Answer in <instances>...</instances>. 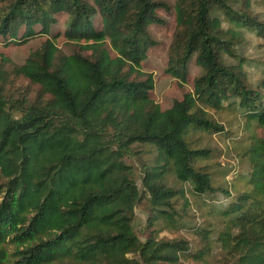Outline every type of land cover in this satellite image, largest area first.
Segmentation results:
<instances>
[{"label": "trees", "instance_id": "obj_1", "mask_svg": "<svg viewBox=\"0 0 264 264\" xmlns=\"http://www.w3.org/2000/svg\"><path fill=\"white\" fill-rule=\"evenodd\" d=\"M90 1L0 0L6 45L50 34L65 14L63 36L80 49L62 54L53 35L10 69L39 86V96L0 93V264H185L188 258L213 264L215 248L216 264H264V92L250 85L237 52L244 33L264 38V21L250 0H175L166 73L186 81L194 58L201 74L192 92L161 110L141 63L155 45L148 28L164 23L158 11L167 4ZM222 112L233 114L244 136L233 138L213 117ZM199 132L232 140L247 166L236 177L241 187L212 184L206 162L217 152L188 141ZM134 145L152 148L142 191L125 162ZM168 176L189 189L171 187ZM187 191L210 217L199 216L190 228L180 224L184 214L176 208L179 202L181 211L189 208ZM141 192L144 240L132 228ZM180 228L196 237L193 251L186 239L158 238Z\"/></svg>", "mask_w": 264, "mask_h": 264}, {"label": "rangeland", "instance_id": "obj_2", "mask_svg": "<svg viewBox=\"0 0 264 264\" xmlns=\"http://www.w3.org/2000/svg\"><path fill=\"white\" fill-rule=\"evenodd\" d=\"M85 1L91 4L90 0ZM162 1H164L168 6L167 10L158 11V15L164 23L162 25H151L148 28L155 45L148 50L145 60L141 63V71L150 74L152 77L153 89L150 92V98L157 105H159L161 110H165L168 109L175 100H181L184 94L192 92L194 79L201 74V69L195 64L194 58H192L188 63L186 81L181 82L166 73L168 50L175 30V0ZM250 9L260 21H264V0H250ZM66 19L67 16L65 14H59L57 16V23L52 26L50 34L36 36L27 41L25 44L6 45L0 38V59L4 57L8 60L7 63H2L0 60V71H6L5 78L0 79V93L7 99L27 98L29 101H32L39 96V86L33 85L24 78L10 73V69L12 65H22L32 52L40 48L44 41L49 38L53 39V35L55 36L53 41L62 54L69 55L74 51H80L77 44L70 42L63 36ZM92 22L95 28L100 27V17L98 14L93 16ZM244 38V42L237 48V52L239 56L245 60L244 70L247 74V80L251 86H259L264 92V38H259L250 32L244 33ZM105 47L109 49L108 44H106ZM81 52L86 54L89 53L84 51ZM213 117L223 123L225 129L233 133V138H235L236 135L244 136V133L241 132V126L235 122L233 114L229 112H222L221 114L214 115ZM188 141L194 148L207 149L217 152V159L213 158L206 162L209 166H211V168L209 167V172L212 175L213 185L228 187L231 184L232 188L241 187L243 183L239 181L236 182V180L240 174H243L246 171L247 166L245 161H241L238 156H236L232 140L230 141L229 138H225L224 136L218 134L208 135L204 132H199L190 134ZM152 159V148L144 145H134L132 147V152L125 158V162L134 169L137 180L136 182L140 191H142L140 181V177L143 172L142 169L149 167L152 164ZM227 180L230 181L228 184L225 182ZM167 182L168 185L175 189H189L187 185L184 186L176 182L171 176H168ZM141 194L143 197L144 194L142 192ZM186 197L188 198L190 204L187 211H181L183 210V202H179L176 205L179 213L181 215L184 214L183 220L180 224H185V228H190L191 226L201 222L199 216H205L206 219L210 218L207 216L208 206H205L200 199L192 196L188 191ZM132 228L141 240H144L147 236L145 197H143L141 202H139L134 208ZM185 228L177 230L164 229L159 232L158 238L186 239L192 245L193 251L195 249L197 239L190 229ZM128 256L130 257L131 255ZM218 258L219 250L215 248L211 257L208 259V263L212 262L213 264H216ZM185 264L201 263L188 258L185 259Z\"/></svg>", "mask_w": 264, "mask_h": 264}]
</instances>
